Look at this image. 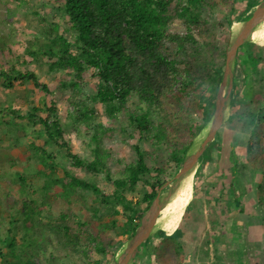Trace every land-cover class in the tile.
Here are the masks:
<instances>
[{
    "label": "trees",
    "instance_id": "obj_1",
    "mask_svg": "<svg viewBox=\"0 0 264 264\" xmlns=\"http://www.w3.org/2000/svg\"><path fill=\"white\" fill-rule=\"evenodd\" d=\"M262 1L55 0L59 15L51 24L43 23V11H32L37 19L25 23L35 29L29 39L21 41L17 29L11 36L1 35L0 143L8 145L4 152L0 147V264H67L71 259L74 264H118L117 250L134 237L215 112L233 23L229 16L238 11L236 22H246ZM14 14L9 8L6 22L12 26ZM253 49L247 46L243 55L238 49L243 71L234 69L232 108L238 98H246L248 68L257 66L256 81L261 78L260 58ZM23 66L30 69L23 71ZM36 66L57 75L60 94L73 109L66 116L60 115L59 98L40 81ZM87 83L90 95L84 94ZM29 84L33 88L22 89ZM241 106L227 122L253 128L255 143L247 146V153L264 180V109L255 113L246 101ZM97 116H106L109 125ZM68 120L81 135L98 121L85 142L91 159L74 150ZM116 129L133 160L124 148V155L116 158L113 153L119 149L104 145ZM23 139L25 149L16 155ZM220 140L218 132L200 158L201 171L214 164L216 151L224 152ZM229 159L232 165L220 167L218 174L230 172L233 191L239 175L237 161ZM112 165L121 170L113 172ZM99 178L113 191L102 189ZM214 200L208 198L211 211L218 207ZM257 202L264 210V182ZM181 220L180 236L158 231V263L187 264L195 251L209 258V240L200 249L197 243L205 229L198 207ZM91 252L98 258L93 260Z\"/></svg>",
    "mask_w": 264,
    "mask_h": 264
},
{
    "label": "rangeland",
    "instance_id": "obj_2",
    "mask_svg": "<svg viewBox=\"0 0 264 264\" xmlns=\"http://www.w3.org/2000/svg\"><path fill=\"white\" fill-rule=\"evenodd\" d=\"M47 5V6H46ZM58 3L55 2V0H30L28 2H20V1H16V0H9V3L6 4L5 2L0 0V38L1 35L4 36H11L13 33V30L17 29V35L18 38L21 39V41H25L27 39L30 38V34H32L35 29L34 28H26V22L29 21H35L37 19V17H35L32 13V11L36 8L39 9L42 12V15L45 17L46 21L44 20V24L46 23H50L53 20L54 17H57L59 14L56 12V7H57ZM9 8H12V13H15L14 18L12 19L15 24V26H12V24H9L7 21L8 19V10ZM256 9H252L251 12L249 14H253L254 11ZM239 12H235V14H232L229 16V19L232 20V25H236L239 24V26H235L236 29H238V27H240V24H242L243 22H236V17L238 16ZM248 15V14H247ZM219 18V16H217ZM225 21V20H224ZM20 24V25H18ZM36 24V23H33ZM50 26V25H49ZM48 26V27H49ZM233 27V26H232ZM232 27H230L231 29H229V34L231 36L232 33ZM229 41H230V37H229ZM253 42L256 43V46L253 49V54L256 57L260 58V62L258 64V70L260 71V75L261 78H259V80L256 81V77H255V70L257 68V66L253 69H251L250 67L248 68V71L250 73V83L248 88L246 89V98L244 99L243 97H241L240 99H237L236 102V106L234 108L231 107V105H228V108L226 110L225 116L226 117H230L231 114H238V112H241L243 110V106H241L242 101H246L249 105V109L255 113L258 112V110H260L261 108L264 109V25H262V27L260 29H257L255 31V33L253 34ZM229 45V44H228ZM247 46H249V44L245 43L244 47L242 48V50H240V55H243V52L245 54L247 49ZM246 55H244V60H246ZM1 63H3L4 61L1 60ZM8 62V61H6ZM242 59H235V63H234V69H238V71H243L242 69ZM3 64L0 65V67H2ZM32 68V67H31ZM25 69H30V66H23L22 70L24 71ZM40 77V81L42 83H46L50 90L53 92V95H56V97L59 98L58 101V110L60 115L66 116V112L69 111H73V109L69 106V104L67 103L66 100H64L63 94H60V90H59V80L57 78V75L55 74H47V68H44L43 70L39 69V67L36 66V68H34ZM253 70V71H252ZM239 82V88L238 90L241 91L242 90V80L241 78L238 80ZM33 88V84H29L26 86H23L22 89H25L26 87H30ZM3 87V83H2V78H0V88ZM84 94L85 95H90L93 91H92V86L91 84L87 83V86L84 87ZM35 92L38 93V89H35ZM4 92H2V90H0V97L3 98V94ZM39 96V93L37 94ZM218 96V93H217ZM216 96V97H217ZM217 99V98H216ZM39 100V99H37ZM217 102V100H216ZM231 103V102H230ZM38 105V103H37ZM18 107V105L16 106ZM95 107V106H94ZM93 107V108H94ZM95 108H98L99 112H100V106L97 105ZM216 109V108H215ZM97 118L99 119V121L104 125V126H108L110 121L108 120V118L106 116H97ZM227 118V119H228ZM226 119L224 125H222V127L218 130V132L220 133V137H221V148H224V152L223 153H219L218 151H216L214 153V164L210 165L209 167H207L206 169H204V171H201L200 169V165L201 163L197 164V167L195 169V173L193 174V197L192 200L190 202V204L188 205V207L183 210L178 218L182 219L185 211H189V209L191 207H195L197 205H202L203 210L206 214V217L209 218V222H211V219H219V221L221 220V222L225 221V218H227V216H229V210L228 209H222L220 210V204L218 205V209H214L213 211H211L209 209L208 206V198H213L215 197V191L216 190H220L223 186H227V190H232L231 188V184L232 183V179L229 176L230 172L226 171V174H223L221 176H219L218 173V169L220 167H227L226 170L229 169L230 165H232L233 160H230L229 158H234L237 161V167H236V174L239 175V177L237 178V184L236 187H240V191L243 192V194H241L243 196V198L245 200H248L250 198H252L251 200V205L252 207L250 208V211L252 213V220H251V224H256L257 223V228L259 227V229L261 230V233H264V210L262 209L261 206H259L258 202H257V198L259 196V187L261 184H263L264 180H263V176L261 175V173L258 171V168L256 167V165L253 164V161L251 160V157L249 156V154L247 153V146L248 145H253L255 143V138L253 136L252 133V129L251 127L247 126L244 122H241L240 124L232 127V125L227 122L228 120ZM69 126H68V131L69 134L67 135V137L71 140L72 146L74 148V150L76 151V153L81 156V157H87V158H92V150L86 145V141L90 138L88 137V135H92L97 129H98V121L93 122L91 127L89 128L88 131L83 132V134H79L78 132H74V126H72V121L68 120ZM264 127V126H263ZM115 135L113 136L112 139H106L104 142V145L106 147H111L114 149H119L118 152L113 153L115 155L116 158H121L124 154L121 153V147L122 148H126V150L123 149V151H126L125 153H127L128 155V160L131 161L133 160V153H131L129 151V147H127V144H123L122 140L124 138L123 135H121V133L119 132V129L115 130ZM217 132V133H218ZM204 132H200L199 135L195 138L198 139L201 137V135H203ZM216 138V137H215ZM213 142V141H212ZM212 142L210 144H212ZM26 139H23L21 142V149L19 150H15L14 153L16 155L20 154L21 151H24L25 149V145H26ZM135 143V141H132L130 144ZM6 144L8 145V142L6 141H2L0 143V147H3V152H4V147L6 146ZM209 144V145H210ZM261 146L264 147V138L261 140ZM69 165L66 163L65 167H68ZM69 168V167H68ZM112 170L113 172H117L118 170H121V167H116L114 165H112ZM217 171V173H216ZM92 177V176H91ZM211 178V180H210ZM15 179V178H14ZM17 180V179H16ZM32 181H37V178H35L34 176L31 179ZM98 182H100L102 189H104L106 192H111L113 191V189L108 186L107 182H105L102 178L97 179ZM210 180V181H209ZM220 180V181H219ZM185 181V180H184ZM209 181V183H208ZM175 186V178L173 180H171L168 184H166L162 189L161 192L163 193V195H167L168 191L171 189V187ZM203 186H209L211 188V193H207L204 191ZM1 187V186H0ZM181 190V189H180ZM143 191V190H142ZM140 191V193L142 192ZM239 191V192H240ZM180 192V191H179ZM139 193V194H140ZM207 193V194H206ZM253 193V195L251 194ZM209 194V195H208ZM226 196V195H225ZM229 196V195H228ZM164 200L165 202H167L169 200L170 197L164 196ZM193 205V206H192ZM170 206H166L165 208H168L167 210L164 211V209L162 210V213L159 214L160 215H164L165 213H167L168 211H170L171 208H169ZM227 210V211H226ZM240 209H235L234 210V214L237 215V217H235V219L237 221L240 220L241 218V212L239 211ZM245 212V210H244ZM1 206H0V215H1ZM164 213V214H163ZM221 214V215H220ZM158 216V217H159ZM223 217V218H222ZM243 217H246L245 215ZM244 219V218H243ZM170 224V223H169ZM168 224V225H169ZM165 225L164 227L168 226ZM157 230H162L161 225L157 224ZM178 227H176L175 230H177ZM217 228V227H216ZM215 228V229H216ZM245 228L242 227V229ZM256 228V230H258ZM240 229V233L242 232L244 235L246 233L247 230H243ZM214 230V228H210V232ZM239 230V228H238ZM163 231V230H162ZM218 232H216V235H218L217 233H219L220 235H225L222 238L221 242L222 243H226L225 245L221 246L219 245V247L222 248V253H224V251L226 250V253H229V250H233L235 252V245L232 242H228L226 241V239L228 238V241L230 239V237L228 236V234H230L229 231H227L226 233L224 232V229H217ZM241 233V234H242ZM1 234V232H0ZM20 236V235H19ZM218 237V236H217ZM239 237V236H237ZM132 239V238H131ZM154 239H160L157 238L156 236H152V243L149 244V246H147L150 250V247L152 245L155 246L154 243ZM117 240H120L117 239ZM157 240V241H158ZM127 242H125L124 244H126ZM123 245H121L119 247V249L116 252V257L117 255H119V257H121V254L123 253ZM262 244L258 245L259 247H257V251L254 250L255 252L253 253H249L248 257H245L244 259H238L235 258L230 254V256H226L225 258L222 259V261L219 259V264H246L248 262H250L251 264H264V247H261ZM145 246V244L143 245ZM142 246V247H143ZM255 246V245H254ZM141 247V248H142ZM218 247V246H216ZM215 248V247H213ZM225 249V250H224ZM147 250V251H148ZM151 250H153V248H151ZM245 249L240 247V245L238 246V251L237 253L243 254L242 251H244ZM138 249L135 253H134V263L136 264H142L144 261V258L140 257L141 254V250ZM143 253V252H142ZM225 254V253H224ZM143 256V255H142ZM193 259L191 261V263L193 264H217V260L216 257L212 258V260H206L207 258H205L203 256V254L198 251H195V253H193L192 255ZM215 256V255H214ZM90 257L95 260L98 258V255H96L94 252L90 253ZM213 257V255H212ZM244 257V256H242ZM251 257V259L249 258ZM147 259L150 260V258L147 255ZM241 260V261H240ZM133 263V264H134ZM67 264H74L73 260L71 259ZM80 264V263H78ZM102 264H112L111 261L109 260H105L104 262H102Z\"/></svg>",
    "mask_w": 264,
    "mask_h": 264
},
{
    "label": "water",
    "instance_id": "obj_3",
    "mask_svg": "<svg viewBox=\"0 0 264 264\" xmlns=\"http://www.w3.org/2000/svg\"><path fill=\"white\" fill-rule=\"evenodd\" d=\"M263 23L264 1L256 8L252 17L246 22L240 24L238 29L235 28L236 25H232L233 30L227 49V64L218 91L215 112L209 123L202 130L204 134L201 135L198 141L197 139L194 140V143L185 158L182 169L175 177V186L171 187L167 195H162L161 191L159 192L149 212L145 215L141 225L136 230L134 237L124 244L121 257L117 255L116 261L118 264L134 263L133 256L136 249L142 245L144 240L151 235L153 229L157 227L160 212L170 203L169 201H172V199L177 196L183 181L195 173L197 164L199 163L206 148L212 141H214L218 130L222 127V125H224L226 119L228 118L225 116V113L231 102L236 54L239 47L252 40L253 34L257 29L262 27ZM164 196L170 197L167 202H165Z\"/></svg>",
    "mask_w": 264,
    "mask_h": 264
},
{
    "label": "crops",
    "instance_id": "obj_4",
    "mask_svg": "<svg viewBox=\"0 0 264 264\" xmlns=\"http://www.w3.org/2000/svg\"><path fill=\"white\" fill-rule=\"evenodd\" d=\"M259 5H257L254 8L256 9ZM247 44H249V46L253 45V47L256 46V43L253 42V38H252V40H250L249 42H247ZM219 176H220V173H219ZM210 180H211V178H210ZM209 181H208V183H209ZM221 187L222 188L220 190H216L215 191V197H214L215 200H214V202L218 200V205H219V203L220 204L222 203L220 205L221 206L220 207V210H222V209H228L229 210V214L230 215L227 216V218H225V221L224 222H221V220L219 221L220 218L214 219V220L211 219V222H209V218L206 217V214H204L205 212L203 211V210H206V209H203L202 205L201 206L200 205H197V207H198V214H200L201 217L203 216L202 222L205 223V229H204L203 233L200 235V237L198 238V242H197L198 243V246H199V249L204 245V241L206 239H208L209 242H210V256H209V258H207V257H205V258H207L206 260H212V258H215L216 257L217 264H219V259L222 261V259L225 258V255L226 256H230V254L232 256L234 255L235 256V257L233 256L234 259L237 258V260L238 259H241V258L244 259L245 257H248V254L249 253L255 252L254 250L257 251L256 248L259 247L258 245L262 244L261 247L262 248L264 247V233L263 232L261 233V230L259 229V227L257 228V226H258L257 223L256 224H254V223L251 224V220L253 218H252V213L250 211V208L252 207L251 200H252L253 196H252V198H250L248 200H245L243 198V196L241 195V194H243V192L240 191V188L239 187H235V189L233 191L232 190H227L226 189L227 186L221 185ZM202 189H204V191L207 192V193H211V188L209 186H206V187L203 186ZM161 194L163 195L162 192H161ZM251 194L253 195V193H251ZM169 208H171V206ZM167 209L168 208H165L164 211L167 210ZM209 209H210V205H209ZM217 209H218V207H217ZM235 209H240L239 211L242 213L241 214V218H240L239 221H237L235 219V217H237V215L234 214L235 213L234 212ZM244 210H245V212H244ZM185 213H186V211H185ZM244 215L246 217H243ZM160 216H162V215H160ZM178 216L173 221L166 223V224H169L170 223L168 226L162 228V230L165 232V234L167 236H173V235L180 236L181 235L180 231H178V228H179V225H180V223H181L182 220L179 219ZM217 220H218V222H221L222 224L221 223L218 224ZM214 223L217 224V226H216L217 228L216 229L214 228V230H212L210 232V228L213 227L212 225ZM244 226H245V228L242 229V227H244ZM176 227H178V228L175 231ZM219 228L220 229H224V232L225 233L227 231L230 232V234H228V236L229 237L231 236V237H230L229 241H228V238L226 239V241H227V243L228 242H232V243L236 244L235 247H234V248H236L235 249V252L233 250H229V253H226V250L224 249L225 250L224 251L225 254L222 253L223 252L222 251V248L219 247V245L223 246L226 243H222L221 242V240H222L221 237H223L225 235H220L219 233H217L218 235H216V232H218L217 229H219ZM238 228H239V230H238ZM256 228L258 230H256ZM240 229H242V231L243 230H247L246 233H245V235L242 232H241L242 234L240 233V231H241ZM162 230H159V231H162ZM167 231H169L170 233H172L174 231L175 232L173 234H168L169 232L167 233ZM153 234H154V236H156L157 238H160V239L159 240L158 239H154L155 241H154L153 244L155 246L152 247V245H151L150 250H148L149 248L147 246H149V244H151L153 241L152 240H150V242H147V241L149 239H152ZM237 236H239V237H237ZM161 241H162V238L158 236V230H157V228H154L153 231H152V233H151V235L149 237H147L144 240V242L142 243V245L139 246L136 249V251L138 249L140 251L143 250V251H141V254L143 256L140 255V257L144 258V260H143L144 262L142 264H160V263L157 262L156 253H157V250H159V248L162 245V242ZM144 244H145V246H143ZM239 245H240V247H242V248L245 249L244 251H242L243 254H240V255L237 253L238 246ZM216 246H218V247H216ZM213 247H215V248H213ZM151 248H153V250H151ZM198 252H200V251H198ZM147 255L150 258V260L147 259ZM212 255H213V257H212ZM242 256H244V257H242ZM192 257L193 256H191V258L188 260L189 263H187V264H193V263H191V261L193 259ZM249 258L251 259V257H249ZM136 264H137V262H136ZM246 264H251V263L248 262Z\"/></svg>",
    "mask_w": 264,
    "mask_h": 264
},
{
    "label": "bare ground",
    "instance_id": "obj_5",
    "mask_svg": "<svg viewBox=\"0 0 264 264\" xmlns=\"http://www.w3.org/2000/svg\"><path fill=\"white\" fill-rule=\"evenodd\" d=\"M264 25V23H263ZM239 26V24H236ZM193 197V174L185 179L184 184L181 187L180 192L178 193L177 199L173 205H171V210L158 217V224L163 225L168 222L173 221L183 210H185L190 204ZM162 211L160 212V214Z\"/></svg>",
    "mask_w": 264,
    "mask_h": 264
},
{
    "label": "flooded vegetation",
    "instance_id": "obj_6",
    "mask_svg": "<svg viewBox=\"0 0 264 264\" xmlns=\"http://www.w3.org/2000/svg\"><path fill=\"white\" fill-rule=\"evenodd\" d=\"M243 47H244V45L239 48V55H240V49L243 48ZM236 56H237V54H236ZM235 59H236V57H235Z\"/></svg>",
    "mask_w": 264,
    "mask_h": 264
},
{
    "label": "clouds",
    "instance_id": "obj_7",
    "mask_svg": "<svg viewBox=\"0 0 264 264\" xmlns=\"http://www.w3.org/2000/svg\"><path fill=\"white\" fill-rule=\"evenodd\" d=\"M262 2H263V1H262ZM262 2H261V3H262ZM261 3H260V4H261ZM242 46H243V45H242ZM239 48H240V47H239Z\"/></svg>",
    "mask_w": 264,
    "mask_h": 264
}]
</instances>
